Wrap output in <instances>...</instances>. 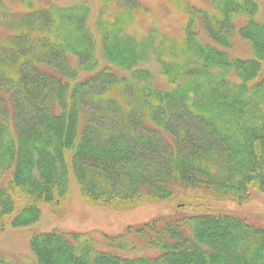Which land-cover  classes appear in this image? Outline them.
Listing matches in <instances>:
<instances>
[{
	"label": "trees",
	"instance_id": "16d2710c",
	"mask_svg": "<svg viewBox=\"0 0 264 264\" xmlns=\"http://www.w3.org/2000/svg\"><path fill=\"white\" fill-rule=\"evenodd\" d=\"M170 1L180 39L128 33L140 0H98L92 24L85 3L0 0V228H34L71 179L111 210L174 205L101 239L35 227L33 264H264V222L185 195L264 196V0ZM235 37L251 58L229 53ZM149 58L164 87L140 67Z\"/></svg>",
	"mask_w": 264,
	"mask_h": 264
},
{
	"label": "rangeland",
	"instance_id": "374dc122",
	"mask_svg": "<svg viewBox=\"0 0 264 264\" xmlns=\"http://www.w3.org/2000/svg\"><path fill=\"white\" fill-rule=\"evenodd\" d=\"M38 4H57L72 5L76 3H85L90 8V24L96 17L99 7L98 0H35ZM147 8L146 14H138L131 23L128 33L142 34L150 26L156 25L160 30L170 36L180 39L182 31L180 30L183 22V16L174 8L170 0H140ZM204 3L203 0H193ZM258 21L264 18V8L256 16ZM241 20V19H239ZM232 56L239 58H251V47L247 41L235 37L232 48L229 50ZM141 68L150 72L152 82L155 87H164V78L159 74V65L152 58L140 64ZM71 186L68 196L64 199L58 208L48 204L40 203V217L34 225L35 230L47 231L52 228H60L67 231L88 232L94 238L101 239V234L118 235L123 233L128 225L149 220L159 212H167L174 208L173 203L149 202L139 205L126 211H116L103 207L97 203L85 200L79 192L74 180H70ZM201 188L190 189L186 192L187 198L194 205L197 201L209 207L211 211H225L232 214L243 215L249 221L255 224L264 222V196L251 191L247 202L239 203L236 200L224 198L217 199L215 195H205ZM182 193H184L182 191ZM190 195V196H189ZM182 199V195L180 194ZM197 197V198H196ZM186 198V197H185ZM201 198V199H200ZM190 205V206H191ZM186 209L187 212L194 213V209ZM3 228H0V252L8 257L21 262L33 264L34 257L29 251L28 240L30 232L34 228L19 229L9 226V219L5 218ZM136 244V239L131 238ZM101 241V240H99ZM137 245V244H136Z\"/></svg>",
	"mask_w": 264,
	"mask_h": 264
}]
</instances>
